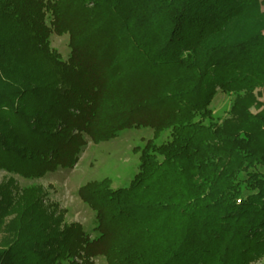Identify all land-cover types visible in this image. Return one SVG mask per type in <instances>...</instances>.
I'll return each mask as SVG.
<instances>
[{"label": "trees", "instance_id": "obj_1", "mask_svg": "<svg viewBox=\"0 0 264 264\" xmlns=\"http://www.w3.org/2000/svg\"><path fill=\"white\" fill-rule=\"evenodd\" d=\"M264 0H0V169L74 167L89 138L151 129L129 187L79 191L91 237L31 187L0 188V264H252L264 258ZM68 35L70 57L51 48Z\"/></svg>", "mask_w": 264, "mask_h": 264}, {"label": "rangeland", "instance_id": "obj_2", "mask_svg": "<svg viewBox=\"0 0 264 264\" xmlns=\"http://www.w3.org/2000/svg\"><path fill=\"white\" fill-rule=\"evenodd\" d=\"M256 28L258 31L264 28V18L257 21ZM50 42L51 48L67 61L71 53L68 35H52ZM235 104L261 115L264 112V92L258 89L253 92L223 93L218 89L210 109L215 119L222 123L231 117L230 111ZM167 136L168 133H165L154 140L153 131L142 128L122 131L115 139L98 144L86 137L88 144L74 167L59 168L34 179L0 169V188H6L14 196L24 189L39 187L44 195L42 203L48 210L56 208L57 214L61 211L64 224H80L94 238L96 234L93 229L97 221L94 212L81 200L80 189L90 182L105 179L110 180L112 189L129 187L139 171L141 150L149 141L160 144ZM91 261L92 264H107L103 257ZM74 262L82 263L80 259ZM252 264H264V258Z\"/></svg>", "mask_w": 264, "mask_h": 264}]
</instances>
